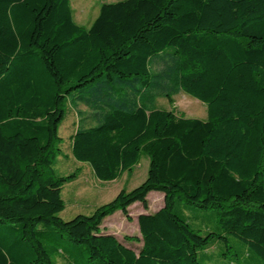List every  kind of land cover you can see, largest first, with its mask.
<instances>
[{
  "label": "trees",
  "instance_id": "obj_1",
  "mask_svg": "<svg viewBox=\"0 0 264 264\" xmlns=\"http://www.w3.org/2000/svg\"><path fill=\"white\" fill-rule=\"evenodd\" d=\"M180 92L206 120L157 108ZM69 111L71 155L98 180L143 155L149 165L140 186L65 222L62 189L77 175L53 165ZM152 192L163 206L137 217L140 238L101 230L147 210ZM188 208L213 213L216 229L200 234ZM223 259L264 264V0H121L88 27L70 0H0V264Z\"/></svg>",
  "mask_w": 264,
  "mask_h": 264
},
{
  "label": "rangeland",
  "instance_id": "obj_2",
  "mask_svg": "<svg viewBox=\"0 0 264 264\" xmlns=\"http://www.w3.org/2000/svg\"><path fill=\"white\" fill-rule=\"evenodd\" d=\"M118 1L121 0H70L74 21L80 26L88 27L96 18L102 3H115ZM156 105L159 109H173L176 115L185 118L200 120H206L207 118L206 106L183 92L173 98V104H170L165 99H159ZM78 109L82 112L86 111L82 106H79ZM76 123L77 116L75 112L69 111L65 121L59 128V136L62 140L61 156L56 157L53 165L58 177H64L72 173L77 175L73 182L66 184L62 189L61 197L65 203V209L59 215V218L65 222L72 220L79 214L89 216L95 211L97 206L99 207L112 201L121 190L131 191L140 186L147 178L149 165L147 156L143 155L139 163L132 168L130 174L125 173L115 181L104 182L98 180L93 175L89 165L76 161L71 155L70 137L75 132ZM71 195L75 199L72 204L69 202ZM147 200V210H144L139 204L131 207L129 209V215L131 216L129 220L118 211L104 221L101 230L114 235L125 245L128 244L124 242V237L140 238L137 214H152L162 208L163 194L152 192L148 195ZM184 215L189 218V222L195 229L201 230L200 234L202 235L205 227L211 229H216L217 227V217L210 211L205 212L188 208L184 210ZM130 246L138 249L139 243H134ZM214 251L216 250H210V252ZM226 262V259H223L220 263L225 264Z\"/></svg>",
  "mask_w": 264,
  "mask_h": 264
},
{
  "label": "crops",
  "instance_id": "obj_3",
  "mask_svg": "<svg viewBox=\"0 0 264 264\" xmlns=\"http://www.w3.org/2000/svg\"><path fill=\"white\" fill-rule=\"evenodd\" d=\"M73 200H75V199H74L73 196L71 195L69 202L72 204V201H73ZM97 207H98V206H97ZM97 207H96V208H97ZM132 207H135V206H132ZM130 209H131V208H130ZM140 214H142V213L137 214V217H138Z\"/></svg>",
  "mask_w": 264,
  "mask_h": 264
}]
</instances>
